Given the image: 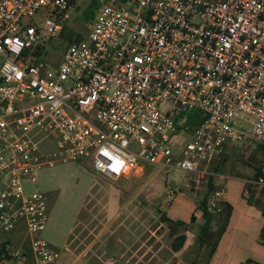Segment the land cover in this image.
<instances>
[{
    "label": "built area",
    "instance_id": "2783aa9c",
    "mask_svg": "<svg viewBox=\"0 0 264 264\" xmlns=\"http://www.w3.org/2000/svg\"><path fill=\"white\" fill-rule=\"evenodd\" d=\"M74 5L0 0V255L17 264L27 244L37 264L60 256L40 237L47 196L22 188L38 169L86 159L112 180L145 163L203 177L229 141L264 143V0H108L46 72L45 34L60 33ZM194 110L205 119L182 143L176 115Z\"/></svg>",
    "mask_w": 264,
    "mask_h": 264
},
{
    "label": "rangeland",
    "instance_id": "374dc122",
    "mask_svg": "<svg viewBox=\"0 0 264 264\" xmlns=\"http://www.w3.org/2000/svg\"><path fill=\"white\" fill-rule=\"evenodd\" d=\"M107 1L75 0L71 16L66 21L67 28L86 37L90 23L98 16ZM44 19L45 15L40 14L32 20L38 25L43 23ZM28 20L31 19L28 18ZM45 39V48L39 57L45 65L46 72L55 71L64 59L68 44L64 35L60 33L45 34ZM172 107L173 103L170 101L163 106L165 110H170ZM187 114L191 117L194 111H189ZM226 146L233 150V161L242 160L246 163L247 169H258L264 165V143L247 139L241 142L229 141ZM132 148L136 149L133 146ZM214 160L210 163L211 167L214 165ZM145 164L146 171L142 177L128 179L124 177L119 180L108 179L97 174L90 161L86 159L57 162L53 167L38 169L34 173L37 178L36 183L26 176L27 178H24L22 182L24 194L39 192L46 195L48 199L49 218L40 237L45 239L61 256L64 249L77 250L85 247L96 233H100L101 236L95 243V249L98 246L104 247L99 255L103 262L99 261V264H129L123 261L122 251L119 248L115 250V240H112L115 238V228L122 223L125 235L130 225H132L131 228L145 233L142 238L145 248L142 251L138 245L140 241L138 237H134L132 241L129 239L132 246H137L136 252L140 251L133 257L134 260H131L132 264H145L144 260L138 257V255L143 256L145 250H150L147 253V259L151 264L158 263L160 258L176 251L172 245L177 234L173 233V224L163 219L162 215H167V206L179 191H186V194L198 193V186L202 189L200 185L202 178L198 174L182 169ZM173 202H176L175 199ZM177 206L175 204L172 209ZM175 211L178 213L175 217H180L179 210L175 209ZM180 228L178 233L186 231ZM195 229H193L194 232H196ZM16 236L20 240L29 241L24 229H20ZM186 246L185 250L188 249L192 253L193 251L197 253L196 250L199 249L201 263L205 260L206 247L200 248L192 240ZM186 251L184 257L188 258L187 264H190L191 256L195 254L189 256ZM60 256L52 264H61ZM0 264L11 263L2 261ZM26 264H37L32 254L28 255Z\"/></svg>",
    "mask_w": 264,
    "mask_h": 264
},
{
    "label": "crops",
    "instance_id": "0c3cea01",
    "mask_svg": "<svg viewBox=\"0 0 264 264\" xmlns=\"http://www.w3.org/2000/svg\"><path fill=\"white\" fill-rule=\"evenodd\" d=\"M233 156V150L225 146L213 162L214 167L220 159L223 160V158H226L225 163H223L222 166L220 165L221 170L214 175V183L217 188L222 186L226 187L223 198L230 212L228 214L226 213V215H222L219 220L218 234L216 232L214 236L210 237V241L213 242V245L210 247L203 246L207 248L205 260L201 263V252L199 249L196 250L197 253L195 251L192 253V251L188 249L187 251L185 250L190 240L200 248L202 246L203 220L199 211H196L197 199L202 195L206 187V182L202 179L200 180L202 189H199L198 186L199 194L188 192V194H186V191H179L178 195L176 194L170 205L167 206V215L171 217V219L182 220L188 223L190 229L184 232L182 231V233L187 234V240L183 247L180 250L169 252L170 254L163 256V258H160L158 263L155 264H187L188 258L185 259L184 257L185 251L188 252L189 256L195 254L191 256L192 260L190 264H264V185H249L247 183L248 180L257 179L258 169H247L246 163L242 160L239 162L233 161ZM145 171L146 165H143L142 169L124 179L142 177ZM246 188L249 189V193L245 192ZM174 199L176 202H173ZM175 204L178 206L172 209ZM175 209L179 210L180 217H175V215L178 214ZM193 213L197 216L195 222L191 221ZM116 217L117 216H115V218ZM121 227L122 223L115 228V238L112 240H115V250L119 248L122 251L124 256L123 261L132 264L133 261L131 260H134L133 257L137 256V252L145 248V242L142 240L145 233L131 228L132 225H130L126 231L127 235H125L123 227ZM131 229L132 231H130ZM193 229H195L196 232H194ZM109 235H107V237ZM100 236V233H96L95 237L92 238L85 247L83 246L77 250L69 248L64 249L63 255L60 256V260L58 259L59 262L61 264H99V261H102L99 255L104 247L98 246V248L95 249V243ZM134 237L140 239L138 245H140L139 248H141V250L137 252V246H132L130 243ZM129 239H131V241ZM158 239H160V237H158ZM149 251L150 250H145L143 256L138 255L140 259L144 260L145 264H151L147 259V253H149ZM173 253H175V255H173Z\"/></svg>",
    "mask_w": 264,
    "mask_h": 264
},
{
    "label": "trees",
    "instance_id": "16d2710c",
    "mask_svg": "<svg viewBox=\"0 0 264 264\" xmlns=\"http://www.w3.org/2000/svg\"><path fill=\"white\" fill-rule=\"evenodd\" d=\"M60 34L64 35V38H65L68 45L70 43H72L73 41H81L82 39H84V37L81 36L76 31H74L72 29H68L66 26V23L64 24ZM41 53H42V51H39L38 55L40 56ZM1 108H2V103L0 102V110H1ZM204 119H205V115L200 110H194V114L191 117L188 116L187 111H180L176 115L175 120H176L178 130L180 131V134H181V142L182 143L186 142L190 138V136L192 135L194 130L198 127V125ZM220 160L214 167H210V170H212L214 173L221 170L220 165L222 166V164L225 163L226 158L225 159L223 158V160H221V161ZM263 168H264V165L261 167H258L257 178L264 175ZM201 178L204 179V181L206 182V187L204 188L202 195L197 199L196 211H199V213L201 214V218L203 220V224H202L203 237H202V244L201 245L210 247L211 245H213V242L210 241V237L214 236L216 234V232L218 234L219 220L221 219L222 215H226V213L228 214L230 212V209L225 204L224 199H221L218 201L217 208H215V209L210 208V205H209L210 197L213 195V193L218 188L216 187V185L214 183V175L213 174H211V175L207 174ZM162 217H163V219H166V220L170 221L171 224H173L172 227H174V230H176V232H174V230H173V233L177 234V236H176L172 246H173V249H175L176 251L180 250L187 240V234L178 233L180 231L178 229L180 227H181L180 228L181 230L190 229L188 226V223H186L182 220L171 219L166 214L162 215ZM196 219H197V216L195 213H193V215L191 216V221L195 222ZM25 247L27 248V252H28L27 254L31 255L32 253L30 251L28 244L25 245ZM2 261H8L11 264H17L15 262V260L12 258V256L8 255V254L0 255V262H2Z\"/></svg>",
    "mask_w": 264,
    "mask_h": 264
}]
</instances>
